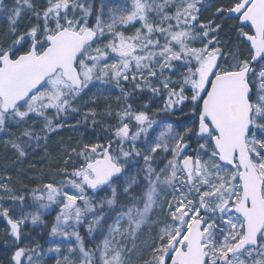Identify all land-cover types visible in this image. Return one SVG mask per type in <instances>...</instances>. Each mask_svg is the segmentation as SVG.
<instances>
[{
	"label": "snow or ice",
	"instance_id": "1",
	"mask_svg": "<svg viewBox=\"0 0 264 264\" xmlns=\"http://www.w3.org/2000/svg\"><path fill=\"white\" fill-rule=\"evenodd\" d=\"M206 8L0 0V133L23 129L7 141L18 157L72 114L115 119L47 182L17 192L0 178L10 264H264V0H221L204 20ZM113 90L118 109L79 106ZM177 111L179 124L157 118ZM53 206L47 249L26 243Z\"/></svg>",
	"mask_w": 264,
	"mask_h": 264
},
{
	"label": "trees",
	"instance_id": "2",
	"mask_svg": "<svg viewBox=\"0 0 264 264\" xmlns=\"http://www.w3.org/2000/svg\"><path fill=\"white\" fill-rule=\"evenodd\" d=\"M6 2L10 4L12 0H6ZM131 102L133 103L138 101L132 100ZM79 106L81 107L82 111L89 108L86 106V103L82 101L80 102ZM171 117L173 118V115H171ZM77 120H80V123L84 122L81 119V114H72L68 117L67 124L71 126H77ZM85 124H87L88 127L82 123L80 124L81 126L85 127L80 131L82 134H72L68 131L67 127L59 130L55 135H51L49 137L46 144V149L45 147L40 148L41 155L38 152L34 157L25 159L24 162H21V160L18 158V162L11 163L10 158L12 156H10V154L15 151L6 141H0V174L3 177H11V184L15 187L17 192L23 191L24 188L30 189L38 182H47V180L51 177L58 175L56 171L58 168L64 167L61 158L65 156L69 149L79 147L85 143H92V141L94 142V138L90 134L95 135L100 124L95 128L89 126L91 125L90 123ZM85 129H87L86 132ZM16 130V128H13L11 129L10 133L14 139L18 135L17 132H14ZM91 130L93 133L90 132ZM1 245L4 246V241H1ZM10 258L11 257L9 256V261Z\"/></svg>",
	"mask_w": 264,
	"mask_h": 264
},
{
	"label": "rangeland",
	"instance_id": "3",
	"mask_svg": "<svg viewBox=\"0 0 264 264\" xmlns=\"http://www.w3.org/2000/svg\"><path fill=\"white\" fill-rule=\"evenodd\" d=\"M119 2H120V0H109L108 4H109V6H111V5L117 4ZM219 3H221V0H207V8L203 12L202 19L207 20V19L213 18V16H214V5L219 4ZM96 7L98 8L99 4H96ZM7 26H8L7 19L4 16L0 15V32H4L7 29ZM222 35H224V34H222ZM117 95H119L118 90H113L112 96L107 102L102 101V100H98L95 105H93L90 102L86 103V105L87 106H90V105L95 106L97 108V110L100 111L105 107V104L108 103V104H111L113 109H118L121 107V103L117 102V100H116ZM85 98L87 101L88 98L87 97H85ZM135 100H139V102H133V106L134 107H140L143 102H146L147 96L146 95L141 96ZM160 106H161V101L159 99L153 100L149 104L150 114H154L156 112L157 108H159ZM157 118L158 119L162 118V119H166L169 121H173L176 124H179L182 120L185 119V117L181 113L175 115L173 118L171 117V115H166L164 113H160L159 117H157ZM98 119H100V121H103V122H102V124L100 123V125H102V126L100 128H98L95 135L90 134L91 136H93L94 142H96L98 139H102L106 135V133L104 132V125H107L109 123H113V124L115 123L114 118L101 117ZM81 123L84 124L86 127H88V125L85 124L84 122H81ZM80 124H77V126H66V127H67L68 131L72 134H75V135L80 134V133L82 134V132H80V131L82 128H85V127L81 126ZM89 126L93 127L92 125H89ZM37 127H39V126L37 125ZM13 128L17 129L16 131H14V132L18 133L17 137L20 136L23 129L20 127H13ZM86 131H87V129H85V132ZM90 132L93 133L92 130ZM10 133H11V131L8 133H0V141H3V142L6 141L7 142L10 139H14V138H12ZM56 133H53L51 135H55ZM153 135H154V133H153ZM94 142L92 141V143H94ZM38 152L40 153V148L35 149V150L29 149L28 154L23 158H19L18 154L16 152H12V154H10V156H12L10 158V162L11 163L12 162H18V158L21 160V162H24L25 159H27L29 157H34L36 155V153H38ZM40 155H41V153H40ZM14 159H15V161H14ZM2 177L3 176L0 174V178H2ZM27 190L28 189L24 188L23 191H27ZM57 212H58V209H56L55 206H53L52 209H49L48 211H46L44 213V216L42 217V219L44 221L43 224H40V225L35 226V227L32 226L31 224L27 225L26 231L28 233V236L26 239V243L29 241H36L39 244H41L46 250L47 246H48L46 241L49 240L48 233H49V230H50L52 224L54 223L55 216H56ZM5 227H6L5 222L3 220H0V233L3 232V229ZM81 235L85 236L86 247L90 246V243H89L88 238L86 236V228L85 227L81 228ZM1 241H3V240L0 239V245H1ZM11 254H12L11 248L6 247L5 244H4V246L1 245L0 246V264H10L8 257L9 256L11 257ZM45 264H54V261L49 256H45ZM133 264H136V258L135 257H133Z\"/></svg>",
	"mask_w": 264,
	"mask_h": 264
},
{
	"label": "water",
	"instance_id": "4",
	"mask_svg": "<svg viewBox=\"0 0 264 264\" xmlns=\"http://www.w3.org/2000/svg\"><path fill=\"white\" fill-rule=\"evenodd\" d=\"M95 1H100V0H95Z\"/></svg>",
	"mask_w": 264,
	"mask_h": 264
}]
</instances>
